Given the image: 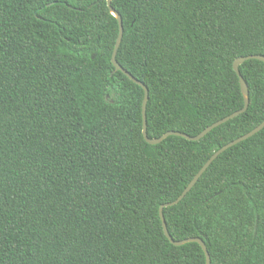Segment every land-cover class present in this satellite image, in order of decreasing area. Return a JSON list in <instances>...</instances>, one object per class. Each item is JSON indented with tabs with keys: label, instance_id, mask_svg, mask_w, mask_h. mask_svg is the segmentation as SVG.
Instances as JSON below:
<instances>
[{
	"label": "trees",
	"instance_id": "trees-1",
	"mask_svg": "<svg viewBox=\"0 0 264 264\" xmlns=\"http://www.w3.org/2000/svg\"><path fill=\"white\" fill-rule=\"evenodd\" d=\"M117 62L148 88V137L195 135L240 109L233 61L264 55V0H111ZM106 0H0V264H205L165 236L175 199L264 118V61L238 69L246 110L198 140L142 135V88L116 70ZM174 240L209 264H264V127L176 204Z\"/></svg>",
	"mask_w": 264,
	"mask_h": 264
},
{
	"label": "water",
	"instance_id": "water-1",
	"mask_svg": "<svg viewBox=\"0 0 264 264\" xmlns=\"http://www.w3.org/2000/svg\"><path fill=\"white\" fill-rule=\"evenodd\" d=\"M107 6L109 8V10L112 12V14L117 18V22H118V34H117V39L113 48V52L111 55V62L114 66L113 71L111 72V74L116 71L119 70L121 72H123L130 80H132L133 82H135L136 84H138L142 90H143V99H142V135L143 138L146 142L150 143V144H156L159 143L160 141H162L164 138H166L168 135H179L182 136L184 138H187L189 140H198L201 137H203L207 132H209L212 128L216 127L217 125L227 121L228 119L233 118L234 116L238 115L239 113H242L246 110L247 106H248V87L247 84L245 82V80L243 79V77L241 76L238 66L239 64H241L243 61L247 60V59H258V60H262L264 61V55L261 54H250V55H245V56H239L237 57L234 61H233V69L236 72L237 76H238V80H239V86H240V90L243 96V106L238 109L235 110L234 112L214 121L213 123L209 124L208 126H206L205 128H203L199 133L195 134V135H188L186 133L180 132V131H174V130H169L164 132L163 134H161L158 137H148L147 132H146V116H145V105H146V101L148 98V88L147 86L140 80H138L137 78H135L131 73H129L126 69H124L116 60V52H117V48L119 46V43L121 41V37H122V32H123V26H122V22H121V17L119 15V13L117 11H115L112 6H111V0H106ZM264 127V118L263 120L256 125L255 127H253L251 130L245 132L244 134L234 138L233 140L225 143L224 145H222L221 147H219L217 150H215L209 157L208 159L203 163V165L199 168V170L193 175V177L191 178V180L187 183V185L183 188V190L180 192V194L173 200L162 203L159 205L158 207V214L161 220V224H162V228H163V232L165 234V236L167 237V239L173 243L174 245H182L184 243L187 242H197L204 254H205V264H209L210 263V258H209V253L207 251L206 245L203 242V240L199 237H188V238H183L180 240H174L170 234L168 233L167 227H166V223H165V219H164V215H163V208L166 206H171L176 204L179 200H181L184 195L191 189V187L195 184V182L197 181V179L201 176V174L205 171V169L209 166V164L225 149H227L228 147L248 138L249 136L255 134L256 132H258L260 129H262Z\"/></svg>",
	"mask_w": 264,
	"mask_h": 264
}]
</instances>
